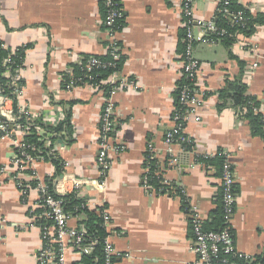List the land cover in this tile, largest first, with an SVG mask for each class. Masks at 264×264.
<instances>
[{
  "label": "crops",
  "instance_id": "obj_1",
  "mask_svg": "<svg viewBox=\"0 0 264 264\" xmlns=\"http://www.w3.org/2000/svg\"><path fill=\"white\" fill-rule=\"evenodd\" d=\"M221 1H197L195 19L216 23ZM237 2L254 15L264 12V0ZM182 4L121 0L125 17L116 40L124 59L115 82L111 76L101 84L114 86L107 95L101 85L74 81L67 88L78 78L82 58L108 56L102 0H0L2 75L7 88L19 91L8 106L22 110L23 122L32 126L26 138L0 134V170H8L0 172V264H39L43 230L51 225L39 185L53 190L54 178H64L71 192L69 176L90 182L75 193L82 208L109 214L110 241L122 255L117 264H194L188 208L198 205L206 222L211 220L222 182L210 161L220 151L230 155L236 173L237 251L250 258L248 264L264 263V139L253 135L231 102L220 108L218 95L228 81L240 80L264 107V25L250 37L239 34L230 47L224 41L195 44L202 68L199 106L185 127L192 143L175 144L168 155L186 49ZM125 80L138 88L120 89ZM108 99L115 107L112 143L123 149L109 152L111 167L103 173L100 120ZM24 140L35 147L33 163L17 178L13 153ZM148 152L159 164L153 174ZM153 178L167 180L168 189L157 191ZM70 214V227H86L85 213ZM82 256L70 249L67 264Z\"/></svg>",
  "mask_w": 264,
  "mask_h": 264
},
{
  "label": "built area",
  "instance_id": "obj_2",
  "mask_svg": "<svg viewBox=\"0 0 264 264\" xmlns=\"http://www.w3.org/2000/svg\"><path fill=\"white\" fill-rule=\"evenodd\" d=\"M199 0H183L182 10L184 17L187 20L186 35H185V53L183 55V76L187 75L194 82V87L186 86L181 93V102L187 107L184 114H179L176 110L173 112V121L175 123L173 130H171L166 137L167 154L171 155L173 151V145L175 144H189L192 140L185 134V127L187 122L191 119V116L196 115L197 107L199 106L198 92L195 89L197 79L199 77L202 64L196 59L195 44L196 43H215L221 41L224 37L229 35V32L220 28L215 22H203L195 19V5ZM106 6V20L105 30L109 40L108 54L112 56L115 61H118L122 56V49L119 42L116 40V36L119 30L116 28L124 20L125 14L122 9L121 0H102ZM230 0H222L220 9L229 16L231 23L238 25L243 21V12H231L228 8ZM219 9V10H220ZM195 27H199L200 32L195 34ZM85 58L80 60L79 69L85 73L86 77H78L71 82H68L67 88L74 86V81L79 84H88L100 88L93 81V76L87 74L89 71L106 68L116 67V63L104 62L99 57L91 56L84 61ZM119 72L112 75V82H115ZM102 81L101 84H104ZM136 90L138 86L134 82L125 80L120 89ZM119 89V88H118ZM115 89V90H118ZM3 88L0 85V134L10 135L17 134L21 138H26L32 126L30 122L24 123L23 119L26 116L22 110H16L9 107L8 104L12 99L10 95L3 94ZM19 94L17 87L12 90L11 95ZM114 104L108 99L105 104L104 111L100 120V151L98 156L99 166L103 173L110 170L111 163L108 159L109 152H119L123 149L122 145H116L112 143V136L110 133L114 130V121L111 117H114ZM257 112L262 115L264 121V107L257 109ZM242 113V112H241ZM239 111V115L242 114ZM199 119V118H196ZM180 135L178 140H175L174 136ZM35 147L30 143L24 141L16 143V147L13 153V168L16 172L17 178H21L22 172L28 169L33 163L32 151ZM225 163L223 166V175L221 182L223 185V209H224V224L223 229L218 231H208L205 229L206 218L198 205H191L188 208V215L190 217V226L193 234V248L196 253L197 260L194 264H236L233 259H244L251 261L250 258L237 251L235 244V237L233 232V218L236 210L237 196L234 193L233 186L236 184V173L233 164L230 161V155L225 152ZM7 169H1L0 172L5 173ZM66 177V176H64ZM68 179L72 183V190L69 192L66 188V179L54 178L53 183L55 185L53 193H49L48 189L44 185H39L41 191V199L44 203L45 217L51 222L49 227L43 230L44 246L41 248L38 261L39 264H67V253L70 249L80 253L86 254L90 252V248L100 242L99 239H88L86 227H70L69 221L71 215L65 210V202L63 196L69 193H76L82 190V187L87 182L84 179L69 176ZM164 185H170L167 180H163ZM163 188H160V192ZM104 219V225L108 232V235L102 241L105 251V264H117V258H121V254L117 252L115 247L110 241L109 225L111 218L106 210L101 212ZM253 263V262H251ZM255 264V262H254Z\"/></svg>",
  "mask_w": 264,
  "mask_h": 264
},
{
  "label": "trees",
  "instance_id": "obj_3",
  "mask_svg": "<svg viewBox=\"0 0 264 264\" xmlns=\"http://www.w3.org/2000/svg\"><path fill=\"white\" fill-rule=\"evenodd\" d=\"M223 9V7H221ZM229 10L231 12H243V21L238 24L234 25L231 23L229 16H227L221 9L217 13L216 17V25L220 28H224L229 32V35L224 37L221 41H224L225 44L230 47L232 46L235 41L236 37L239 34H242L246 37L252 36L256 28L258 26L264 25V12L258 13L256 15L252 14L249 10L242 7L240 4H238L237 0H230V5L228 6ZM119 31L123 28V21L119 24V26L116 27ZM106 29V28H105ZM120 45V44H119ZM121 46V45H120ZM6 52L2 48H0V85L3 90L4 95H11V89L7 88L5 86V79H3L2 73L4 72V67L2 65V59L4 58ZM88 58H85V62ZM102 61L104 62H113L116 63V67H106L101 68L93 71L87 72L88 75L93 76V81L95 84L101 85L102 81H106L109 77H111L116 70L118 72L121 70L122 61L124 59V56H122L118 61H115L111 55L108 54L106 57H101ZM76 74L78 77H86L85 73L81 72L79 67L76 69ZM186 86H191V88L194 87V82L187 77V75L184 74L182 76L181 81L179 82V85L177 87L176 93H175V110L179 114H184L186 112L187 107L181 102V93L183 92L184 88ZM114 86H108L107 84L101 85V88L106 89L107 95L108 92L110 93L112 91ZM196 89V87H195ZM246 86L240 81L236 80L233 82H227L226 86L219 91L218 95L222 103H220V108H225L229 102L232 103L233 107H236V109L243 111V118L248 120L249 125L251 127V130L253 132V135L260 136L264 139V131H263V120L262 115L257 112V109L261 107L259 102L246 94ZM109 98V97H108ZM105 108V106H104ZM103 108V111H104ZM16 109V107H15ZM174 110V111H175ZM111 120L114 121V117H111ZM114 133V130L110 133V136H112ZM180 135L176 134L174 136L175 140H178ZM41 144L39 143L38 146ZM184 145V144H183ZM190 145H187V148ZM147 160L150 162L151 167V174L154 173V170L158 169V160L153 159V156L151 153H147L146 155ZM226 157L225 152L220 151L217 157L210 162L217 165L220 177L222 178L223 175V166L225 163ZM156 188L157 191H160V188H163L161 193L163 191H166L168 189L167 185L163 184V181L158 178H153L150 181ZM54 190V189H53ZM53 190H49V193H53ZM233 190L236 196H238V185L237 183L233 186ZM223 185L221 184L220 190L217 195V209L212 212L211 220L208 222H205V229L208 231H218L223 229L226 225L224 224V209H223ZM65 202V210L69 215L70 213L75 212V214L79 213H85L87 216V220L85 222L86 224V230L88 235L86 236L88 239H99L100 242L96 245H93L90 248V252L83 254L82 259L77 264H105V251H104V244L102 241L105 239V237L108 235V232L104 225V219L103 215L97 212H93L88 210L85 206L82 208V204L80 201L76 198V194H68L66 196L62 197ZM44 203L42 202V206ZM75 208L77 211H75ZM236 264H248L247 260L244 259H233ZM261 260V259H260ZM259 261V260H258ZM117 262V260H116ZM264 264V263H263Z\"/></svg>",
  "mask_w": 264,
  "mask_h": 264
}]
</instances>
